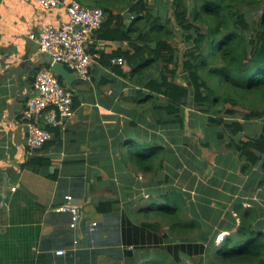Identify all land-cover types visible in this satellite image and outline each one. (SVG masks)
I'll use <instances>...</instances> for the list:
<instances>
[{
  "label": "crops",
  "instance_id": "obj_1",
  "mask_svg": "<svg viewBox=\"0 0 264 264\" xmlns=\"http://www.w3.org/2000/svg\"><path fill=\"white\" fill-rule=\"evenodd\" d=\"M132 1L129 0L126 11L120 12L130 15ZM90 3L98 4L99 0ZM97 7L102 8V5ZM68 21L65 6L45 9L38 0H0V264H152L155 257L170 261L171 255L159 247L135 248L125 244L119 228L125 218L139 223L141 212L152 204V200L148 202L142 200L143 196H137L138 181L118 155L119 145L139 134L164 142L172 149L168 148L165 157L166 180L163 175L162 182L167 184L158 193L175 188L182 192L188 200L190 214L201 218L205 229L210 231L209 238L217 231L224 237L235 233L236 227L225 228L232 216L236 218L234 206L246 202L255 206L264 202L261 196L264 191L258 187L264 172L254 168L244 175L242 160L235 153L225 157L214 154L211 162H206L205 151L199 150L198 142H194L195 150H188L190 142L186 135L183 140L172 136L169 127L153 128V124H149L152 113L141 115L137 123L140 113L132 99L142 84L114 72L97 58L92 62L88 81L77 76L71 85L65 81L80 102L74 116L58 117V124L51 125L48 119L52 114L45 113L41 124L55 127L58 136L54 137L53 132L47 147L32 149L29 146L24 119L26 103L34 92L36 73L52 68L53 64V60L42 57L45 53L31 35L37 36L47 25L59 27ZM108 44L109 51L131 48L129 41ZM106 45L107 41L97 33L89 51L94 53L98 46L102 50ZM186 111H189L191 129L201 130L205 138L206 132L200 123L207 116L196 112L192 127L190 108L185 109V117ZM239 120L250 135H257L263 129V126L257 129L254 123ZM172 137L178 151L172 145ZM217 146L213 145L211 150ZM193 153L189 162L192 170H189L182 162L187 154L192 156ZM37 157L48 158L51 164L34 169L29 163ZM171 163L178 171L182 165L186 169L177 184L170 180V175L178 174ZM155 183L158 182L141 185L148 186L150 198L157 190ZM111 187L118 193L117 197L109 198L104 193ZM252 187L258 189L257 197L249 191ZM136 190L137 194L133 195L131 192ZM66 195H72V205L80 207L81 220L75 228L71 227L72 214L59 210L66 203ZM101 199L115 201L110 214L97 210ZM188 240L205 241L200 234L179 239ZM59 249H65L66 254L57 255ZM127 250H132L133 255L128 256ZM204 257L194 264H206ZM189 260L192 259L183 255L178 263L191 264Z\"/></svg>",
  "mask_w": 264,
  "mask_h": 264
},
{
  "label": "trees",
  "instance_id": "obj_2",
  "mask_svg": "<svg viewBox=\"0 0 264 264\" xmlns=\"http://www.w3.org/2000/svg\"><path fill=\"white\" fill-rule=\"evenodd\" d=\"M263 1L171 0L172 9L168 16L154 11L150 0H133L128 10L130 15L114 12L108 5L102 6L106 17L98 37L106 40L107 45L99 50L98 60L114 72L142 84L132 100L138 107L149 105L138 112L136 122H140L141 115L152 113L149 124H153V128L164 126L183 130L186 108H190L192 127L195 126L196 112L204 113L207 118L200 124L207 140L200 144L203 148L211 149L212 139L224 143L242 160L244 175L250 174L254 168L264 172V124L259 134L250 135L239 119L222 115L226 105H239L236 97L239 93L258 92L264 97V6L257 13L251 9ZM174 23L189 43L183 54L172 42ZM111 41H129L131 48L109 51L108 42ZM119 57L123 58V63H113V59ZM60 80L65 81L61 77ZM123 98L127 99V96ZM79 104L74 96V107ZM262 117L264 109H252L244 114L243 119L249 121ZM46 128L52 136L53 132L54 137L58 136L55 127ZM225 129L230 131L229 139ZM168 148L172 151L164 142L139 134L123 141L118 147V155L126 165L132 160L144 172H159L165 166ZM29 164L38 169L50 165L51 161L37 157ZM50 176L55 179L54 175ZM261 185H264V178ZM261 196H264L263 192ZM114 202L101 199L97 210L108 215ZM152 202L144 209L147 211L145 215L153 212L170 222V232L163 237L169 243L166 246L169 254L175 252L170 261L155 257L152 264H180L183 255L203 257L209 252L213 254L214 264H264V206L246 207L237 203L234 206L236 218L231 214V222L225 227H236L237 230L228 233L216 245L220 231L209 238L210 231L205 229L201 218L190 214L188 200L178 189L152 196ZM161 227L162 224L156 221L138 223L130 218H125L119 225L125 244L135 248L155 247ZM194 232L207 242L188 240L172 244L176 241L174 237L180 239L182 234ZM125 253L133 255L132 250Z\"/></svg>",
  "mask_w": 264,
  "mask_h": 264
},
{
  "label": "built area",
  "instance_id": "obj_3",
  "mask_svg": "<svg viewBox=\"0 0 264 264\" xmlns=\"http://www.w3.org/2000/svg\"><path fill=\"white\" fill-rule=\"evenodd\" d=\"M45 9L65 6L69 21L62 26L47 25L36 36L40 50L49 55L53 62L63 63L69 71L75 73L83 81L90 79V68L94 59H99V46L96 52L89 51L96 41V36L105 21L103 8L87 6L78 0H38ZM113 63L122 64L123 58L113 59ZM45 113L52 114L49 124L57 125L58 117L69 119L75 114L74 92L65 81L60 80L52 68L40 70L35 75L34 92L29 96L24 112L28 127V144L32 149H41L52 133L42 126L40 119ZM66 203L59 207L60 211L72 214L71 227L75 228L81 220L78 206L72 205L73 196L66 195ZM93 225H97L93 222ZM65 249L56 251L57 255L66 254Z\"/></svg>",
  "mask_w": 264,
  "mask_h": 264
},
{
  "label": "rangeland",
  "instance_id": "obj_4",
  "mask_svg": "<svg viewBox=\"0 0 264 264\" xmlns=\"http://www.w3.org/2000/svg\"><path fill=\"white\" fill-rule=\"evenodd\" d=\"M94 0H82V2L84 4H87V5H93V6H103V5H108V6H111L113 8H115L116 10L118 11H126L127 10V4L129 2V0H99V5L98 4H95V3H90ZM97 1V0H96ZM150 3L152 4L153 8H154V11H158L159 13L161 14H165L167 13V16L169 15V11L172 9V6H171V0H150ZM262 6H264V1L258 5H255L254 7H251L252 9V12L253 13H257L258 10H260L262 8ZM171 12V11H170ZM173 28L175 29V36L174 38L172 39V42L173 44L178 47L181 51V53L183 54L184 51L186 50V48L188 47V41L186 40V37L183 33V31L177 27V25L174 23L173 24ZM179 80L182 82V78H179ZM237 99L239 100V105H237L236 107H233L231 105H226L224 108H223V113L222 115L226 116V117H229V115H232L234 116L235 119H241V120H244L243 119V116L244 114L250 112L252 109H258V110H262L264 109V97H262V95L258 92H250V93H239L236 95ZM149 104H143L142 106H139L137 107L139 112H141L142 110H144V107L147 106ZM229 110H233L232 112H229ZM149 116H151L152 118V115L150 114ZM245 121V120H244ZM246 122V121H245ZM250 124L254 123L255 127L258 129V128H261L264 124V117L262 118H256V119H252V120H249ZM43 126V125H42ZM181 130H175V129H172V136H176V137H180L184 140L185 138V135L186 137L189 138L188 142H190V145L188 147V145L186 144V146L189 148H187L188 150H195L194 149V142H198V148L201 152H204L205 155L203 156L204 160L206 162H211L212 158L214 157V154L216 155H223V157L227 156V154H232L233 151L231 149H229L228 147H226V145L224 143H221V142H218L216 140H211V144L212 145H215L217 146L216 148H212V150L210 148H203L202 145H200L202 142H204L205 140H207L206 138H204V135L202 132H198V133H194V130H190V131H184L183 134L182 132H180ZM225 135H226V138L229 139L230 137V131L225 129ZM173 138L171 139V142H172V145L176 148V150L178 151L179 150V147L177 145L176 142H173ZM204 138V139H203ZM185 142V141H184ZM129 148V147H128ZM129 150V149H128ZM197 150V151H199ZM193 155H195V153L191 155H188L185 157L184 161L182 162V164H184V162L186 163L187 165V169H191L192 170V167L189 165V162L193 159ZM199 156H201V154H199ZM172 164V163H171ZM192 165V164H191ZM127 167L129 168L128 170H130V172L132 173V176H133V179L134 180H137L138 182V187H139V192H138V197H141L143 196L144 198L142 200H148V202H150L152 200V198H150L149 196H147V189H148V186L143 185L141 186L142 184L144 183H150V185L156 181L158 183H155V188L157 190H155V194L154 196H159L160 194L158 193L160 190L162 191L163 189V186H165L167 184V182H162L163 181V178L165 175V180H166V169L165 167L162 168L159 172H144L142 170H140L132 160H129V164L127 165ZM172 168H175L177 171H178V168H176L175 165L172 164L171 166ZM165 169V173L163 172V170ZM186 169H184L183 165L179 168V171L177 172L178 174H173V175H170L171 178V182H175L176 184L180 182V177H181V174L182 172L184 171L185 172ZM168 179V178H167ZM164 180V181H165ZM162 182V183H161ZM261 182V180H260ZM260 184V183H259ZM159 185V186H158ZM115 186V185H114ZM258 187L260 191H264V185H259ZM107 191L104 192L106 195H108L109 198L111 197H117L118 193H115L114 192V188H107L106 189ZM253 195H256V197L258 196L256 193L258 192V189L256 188H251L249 190ZM133 195L134 193L137 194V190L136 192L132 191L131 192ZM250 193V195H252ZM262 193V192H261ZM145 194L147 197H145ZM124 195L127 196L126 192L124 191ZM100 196H103V194H101ZM153 203V202H152ZM250 205L252 206V203H249V202H246L244 204V206L246 207H250ZM264 205V202L261 203V206ZM256 206V205H255ZM138 207H141L143 208L142 205H138ZM264 208V207H263ZM145 213H147V211L145 212V210H143L141 212V214L143 216H139V222L141 221H147V222H159L162 224V227L161 229L158 231V235H159V239H158V242L157 243H160V244H157L156 243V246H151L150 248H157L159 247L161 250H164L165 252L169 253L168 250L166 249V246L169 244L167 243V239L164 236V234H169L170 232V222L165 219L164 217H160V216H157L155 214H153V212L149 213V216H146ZM263 218H264V215H263ZM196 235V232H194L193 234L192 233H189V235H184L182 234L180 237H192V236H195ZM224 234H219L217 236V239H216V245H219L223 240ZM175 236H177V234H175ZM176 239V241H174V243L172 244H175V243H179V242H182V241H179V238L177 239L176 237H174ZM154 240H156L155 238H153ZM149 240V239H148ZM153 240V241H154ZM157 245H160V246H157ZM143 248H147V247H143ZM173 256L175 254V252H172L171 253ZM171 255V256H172ZM202 255H197V256H193L191 259L192 260H189L190 262H192L191 264H194V263H197L198 260H200ZM205 263L206 264H214V261H213V254L212 252H209V253H206L205 254ZM189 263V262H188ZM190 264V263H189ZM217 264V263H216ZM220 264V263H219Z\"/></svg>",
  "mask_w": 264,
  "mask_h": 264
},
{
  "label": "water",
  "instance_id": "obj_5",
  "mask_svg": "<svg viewBox=\"0 0 264 264\" xmlns=\"http://www.w3.org/2000/svg\"><path fill=\"white\" fill-rule=\"evenodd\" d=\"M42 57H47L49 61H52V58L47 54H44ZM52 69L57 75H59V77L63 78L68 83V85H71L76 80L77 75L69 71L68 68L63 63L53 62ZM185 130L186 132L191 130L190 123H189V111H186ZM198 132H201V130L194 131L195 134ZM78 208L80 211V207Z\"/></svg>",
  "mask_w": 264,
  "mask_h": 264
}]
</instances>
